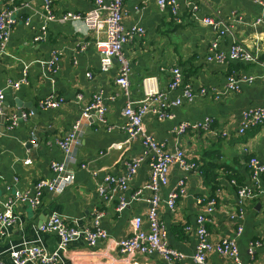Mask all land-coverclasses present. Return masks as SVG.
I'll list each match as a JSON object with an SVG mask.
<instances>
[{"label": "crops", "instance_id": "1", "mask_svg": "<svg viewBox=\"0 0 264 264\" xmlns=\"http://www.w3.org/2000/svg\"><path fill=\"white\" fill-rule=\"evenodd\" d=\"M187 1L197 4L195 12H191ZM14 2L19 9L15 11L17 21L7 48L0 53V89L7 112L25 111L30 115L16 125L0 122V211L11 203L15 217L0 241V264H9L11 250L27 244L38 245L51 254L58 245L57 235L38 229L51 215L58 214L68 224L85 228L91 227L97 211L102 212L99 223L107 232V239L88 246L82 238H76L59 252L57 264H162L157 254L123 258L113 241L128 235L130 219L136 215L143 217V228H147L145 199L149 192L145 190L142 199L133 194L143 189L148 180L149 159L140 139L129 138L120 129L125 123L123 106L126 101L136 103L144 98L141 82L147 76H154L157 88L167 91L173 68H179L183 82L189 83L194 92L204 88L206 93L191 100L182 99L179 105L169 108L166 118L151 114L143 117L146 132L163 143L166 150L182 149L188 160L197 164L189 170L172 164L168 184L161 188L158 216L167 230V242L184 255L183 264H194L195 218L205 202L214 197L216 203L207 223L211 240L233 239L242 264H264V180L255 183L249 165L251 157L264 162V126L238 132L243 111L264 107V0L262 4L254 0H179L183 20L180 24L157 0H123L125 29L139 26L144 30L142 37L124 46L130 61L127 95L115 83V61L109 70H101L94 37L83 22H50L42 34L41 1ZM51 2L56 13L88 12L94 5V0ZM5 3L0 2V9ZM205 18L218 22V28L205 23ZM39 36L42 39L35 41ZM213 43L217 45L215 51L225 54L232 45L240 44L257 61L228 57L221 63L208 61ZM53 51L58 53V61L51 68L46 62ZM231 70L240 78L252 76L253 80L241 81L237 90L215 98ZM16 82L20 83L18 87L12 85ZM78 94L83 95L82 100L77 99ZM94 94L101 97L106 108V125L95 118L83 121L74 161L67 162L65 168L72 175L71 182L60 194L43 190L40 203L33 204L35 183L39 179H55L57 175L50 163L65 160L56 140L70 129L82 106ZM50 95L61 97L62 104L58 108H40L39 102ZM181 95L180 86L167 92L169 99ZM185 121H209L210 130L172 132L174 126ZM139 157L143 160L126 189L112 188L104 196L99 193L105 176L124 174L127 163ZM181 179L186 191L178 199L175 211H171L165 200ZM240 187L256 196L240 200L236 193ZM121 198L126 205L118 212L115 208ZM238 213L240 219L231 218ZM255 240L260 245L249 256V244ZM207 264L233 263L212 252Z\"/></svg>", "mask_w": 264, "mask_h": 264}, {"label": "built area", "instance_id": "2", "mask_svg": "<svg viewBox=\"0 0 264 264\" xmlns=\"http://www.w3.org/2000/svg\"><path fill=\"white\" fill-rule=\"evenodd\" d=\"M41 1L40 19L42 23V34L45 32L47 24L50 22L58 23H78L83 24L91 30L94 37L92 41L96 49L100 53L101 70L107 71L111 68L112 62L115 61L118 66L115 83L120 86L125 95L128 94L130 73V61L125 56L124 46L134 39L144 35V30L139 26H130L125 29L123 26V17L125 12L122 8L123 0H94L93 9L88 12H77L67 10L65 12L56 13L52 8L51 0ZM263 3L262 0H254ZM6 2L0 9V53L4 52L10 37L12 26L16 23L15 11L19 9L14 0H0ZM157 3L167 8L175 23L183 22L179 11V0H157ZM27 6V3H23ZM186 5L191 12L197 10V4L187 1ZM204 22L215 28H218V22H214L210 18H205ZM223 33V31H220ZM43 36L35 37L34 40H40ZM216 43H213L210 52L207 55L208 61L223 62L227 57L232 60L256 62L257 57L253 55L247 48L240 44L232 45L227 54L221 51H215ZM58 61V53L53 51L47 65L53 68ZM172 79L168 83L167 91L159 90L156 86V78L147 76L142 79V88L144 98L136 103L134 101H126L122 109V115L125 123L120 127L127 133L129 138H139L141 144L147 151L149 177L143 189L134 192L133 197L142 199L143 192L147 190L149 196L145 199L148 209L145 215L147 228H143L144 219L140 215H136L130 219V228L127 236L113 241L114 248L123 258H129L135 254L152 255L157 254L161 258L162 264H183L184 255L178 250L169 246L167 242V230L159 220L158 207L161 203V188L168 184L169 168L176 163L185 170L197 167V164L189 161L182 149H176L174 152L166 150L163 143L155 140L152 135L146 132L143 126V117L147 114L157 116L158 118H166L168 110L172 106H177L182 99L191 100L197 95H204L206 90L200 88L194 92L189 83H184L179 68L171 70ZM90 76V73H88ZM252 76L238 77L234 70H231L225 80V86L222 91L214 94L215 98H219L226 91H235L241 81H252ZM24 82V80H22ZM19 82L12 84L19 86ZM182 87L181 97L169 99L167 92ZM78 100L83 99V95H77ZM63 102L61 97L50 95L47 99L39 102L40 108H58ZM30 115L25 111L7 112L3 105V93L0 89V122H7L10 125H16L19 121L26 120ZM95 118L103 125H106V108L102 103L99 95L94 94L82 106L80 116L75 120L70 129L60 138L56 140L57 146L62 150L65 157L64 162L50 163V169L57 175L53 180L39 179L35 183L36 194L31 200L33 204L38 205L41 192L46 190L55 194H60L67 184L71 182L72 175L66 171V163L74 161V149L79 143V134L81 132L83 121ZM241 123L238 129L239 133H243L247 128L254 126H264V107L251 108L242 112ZM111 128V126H108ZM188 130L206 131L210 130V122L205 121L202 124L191 123L189 121L181 122L172 128L175 134H182ZM247 151V149H245ZM142 157L134 158L127 163L124 174L104 177V184L99 187V193L104 196L106 191L112 188L126 189L129 181L135 176ZM251 168V176L255 183L260 184L264 180V162H259L255 157L249 159ZM234 183V180L231 181ZM185 182L181 179L178 181L175 189L170 191L166 197L165 204L169 210L175 211L177 201L185 194ZM240 200L253 198L256 196L250 190L240 187L236 190ZM216 200L214 197L208 199L201 213L195 218V235L197 238L195 253L192 257L194 264H207L208 254L214 252L219 256L230 260L233 264H242L238 257L237 245L233 239L221 238L213 241L207 229L209 216L214 210ZM11 203L6 204L0 211V241L3 236L8 234L9 228L12 226L15 217L13 215ZM126 202L121 198L116 210L121 211ZM264 213V211H263ZM101 211L95 212L92 219L91 227L79 228L75 225L68 224L65 219L58 214H53L48 221L41 224L38 229L40 232H53L58 237V245L56 249L48 254L38 245L27 244L17 247L10 252L9 264H26L27 262H39L41 264H57L56 258L59 252L63 251L68 243L76 238H82L88 246H93L97 242L107 239V232L100 227ZM231 218H241L240 213ZM188 229V227H185ZM241 228H238L237 234ZM260 245L258 240L249 244L247 253L249 256L257 246Z\"/></svg>", "mask_w": 264, "mask_h": 264}, {"label": "water", "instance_id": "3", "mask_svg": "<svg viewBox=\"0 0 264 264\" xmlns=\"http://www.w3.org/2000/svg\"><path fill=\"white\" fill-rule=\"evenodd\" d=\"M32 109V108H31ZM32 111H34V109H32ZM41 225V224H40ZM39 227V226H38Z\"/></svg>", "mask_w": 264, "mask_h": 264}]
</instances>
